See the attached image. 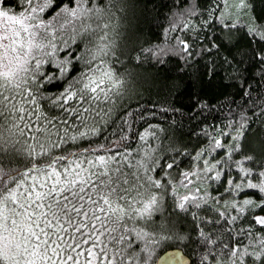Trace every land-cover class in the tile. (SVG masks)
I'll use <instances>...</instances> for the list:
<instances>
[{
    "label": "trees",
    "instance_id": "obj_1",
    "mask_svg": "<svg viewBox=\"0 0 264 264\" xmlns=\"http://www.w3.org/2000/svg\"><path fill=\"white\" fill-rule=\"evenodd\" d=\"M245 1L232 19L225 0H0L25 48L0 78L1 222L19 239L0 264L174 247L264 264V0Z\"/></svg>",
    "mask_w": 264,
    "mask_h": 264
},
{
    "label": "rangeland",
    "instance_id": "obj_2",
    "mask_svg": "<svg viewBox=\"0 0 264 264\" xmlns=\"http://www.w3.org/2000/svg\"><path fill=\"white\" fill-rule=\"evenodd\" d=\"M224 8L222 11L223 16L236 19L239 17H245L248 15L247 5L245 0H225ZM12 15L4 13L0 9V78L10 80L13 78L20 61V56L25 52V48L22 47V41L20 34L15 29H11L8 23L12 22ZM249 21V20H248ZM251 23V21H249ZM251 26V25H250ZM9 32H12L11 34ZM24 40H26L24 38ZM0 127V148H5L4 133ZM21 189H26V185L21 184ZM19 189L16 188L12 194V199H16V194ZM11 199V200H12ZM4 203L0 204V258L1 260L11 259L16 253V245L18 244V238L13 232L12 228H3L1 217H3Z\"/></svg>",
    "mask_w": 264,
    "mask_h": 264
},
{
    "label": "water",
    "instance_id": "obj_3",
    "mask_svg": "<svg viewBox=\"0 0 264 264\" xmlns=\"http://www.w3.org/2000/svg\"><path fill=\"white\" fill-rule=\"evenodd\" d=\"M35 167V166H33ZM155 264H191L190 259L180 248L174 247L163 251Z\"/></svg>",
    "mask_w": 264,
    "mask_h": 264
}]
</instances>
